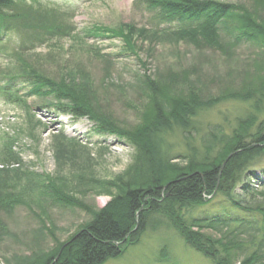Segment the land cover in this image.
<instances>
[{
  "label": "trees",
  "instance_id": "trees-1",
  "mask_svg": "<svg viewBox=\"0 0 264 264\" xmlns=\"http://www.w3.org/2000/svg\"><path fill=\"white\" fill-rule=\"evenodd\" d=\"M141 3L164 28L121 24L77 32L73 12L62 11L52 1L0 0V59L7 63L4 78L0 77L3 96L11 102L42 98L48 106L41 108L86 119L96 132L114 135L134 149L124 173L105 181L81 172L79 187L73 190L59 176L21 171L13 143L4 145L0 149V240L9 234L3 215L9 216L19 207L32 212L29 206L36 205L42 211L45 206L80 209L91 220L67 241L55 242V248L33 254L23 264H105L137 246L143 234L160 230L175 233L212 264H264V167L259 178L252 174L255 183L248 177L264 159V0H251L247 6L218 0H136V5ZM14 32L21 36L15 47L9 36ZM104 38H120L122 52L136 56L143 70L142 75H135L144 97L132 126H120L109 105L101 104L100 92L103 96L119 86L110 81L114 55L82 41ZM65 39L72 41L66 60L52 52L45 57L36 54L37 49L55 47ZM151 40L224 57L246 46L258 51L260 61L239 87L205 98L187 87L188 72L162 73L155 79L146 74V63L138 54L145 42L146 52L153 54ZM76 49L105 68L98 83L77 59ZM230 102L247 106L231 131L213 127L202 137L203 144L192 143L199 115ZM174 130L182 135L185 156L171 155L173 145L167 137ZM53 148L58 162L73 163L74 156L87 152L85 145L62 133L53 137ZM10 165L17 167L8 169ZM90 192L108 196L109 201L102 209L91 211L77 197ZM34 195L36 200H30ZM215 196L225 200L220 211L194 215ZM168 247H161L159 264H177L166 255Z\"/></svg>",
  "mask_w": 264,
  "mask_h": 264
},
{
  "label": "rangeland",
  "instance_id": "rangeland-1",
  "mask_svg": "<svg viewBox=\"0 0 264 264\" xmlns=\"http://www.w3.org/2000/svg\"><path fill=\"white\" fill-rule=\"evenodd\" d=\"M49 1L56 3L62 11L67 10L70 14L73 12L72 22L77 32L94 26L116 28L121 24H133L137 28L146 27V29L165 27L164 25L159 27L158 22L152 19V14L146 10L145 4L136 5V0ZM218 1L246 6L251 2V0ZM9 36L11 44L15 47L20 42L21 36L16 32ZM151 41H154L152 57L146 52L148 46L146 42L138 54L139 59L146 63V74L155 79L162 73L188 72L191 77L188 79L187 87L197 89L205 98L215 96L219 91L239 87L247 79L248 72L252 73L260 61L258 51L246 46L237 49L234 55L224 57L211 51L199 54L192 47L183 44L176 46L167 41ZM82 43L88 45L94 43L105 53L114 55L112 59L114 64L110 68L112 74L110 81L113 85L119 86L103 96L100 92L104 100L101 104L109 105L110 112L120 126L134 125L144 97L139 94V86L136 84L135 75L143 74L138 59L131 53L122 52L120 38L86 39ZM71 45L72 41L65 39L53 46L54 48L43 46L37 49L36 54L45 57L48 52H52L54 57L58 55L61 60H66L71 53H69ZM76 56L86 65L96 83L104 77L105 68L99 60L95 61L77 49ZM6 64V61L0 59L1 78H4L7 71ZM1 85L3 83L0 80V88ZM22 95L25 97V91H22ZM12 102L8 101L0 91V149L6 144L13 143L12 150L19 155L21 171L49 177L59 176L74 190L79 187L77 176L81 172L86 177L92 175L94 179L108 181L124 173L132 163L134 149L125 140L96 132L86 119H74L69 115H61L53 108H41L47 107L48 101L38 97ZM246 109V105L230 102L200 114L196 124L198 132L191 134L194 138L192 143L203 144L202 137L213 127H220L223 132L229 133L235 126L236 120L245 114ZM61 133L87 147V152L74 156L73 163L56 160L53 137ZM167 141L173 145L172 157L185 156V147L179 131L174 130L167 137ZM16 167L10 165L8 169H16ZM262 167H264V159L252 168L253 171L250 170L248 177H251L254 183L257 178L252 177V174L255 172L259 178ZM0 169H2L1 165ZM251 186L253 191L257 190L255 184ZM36 195L30 200H36ZM77 197L84 205L92 207L91 211L102 209L109 201L108 196L97 195L94 192ZM211 201L209 205L196 210L194 215L206 216L220 211L225 205V200L221 196H215ZM29 207L33 213L25 207H19L9 216L1 215L9 234L0 240V264H23L29 261L33 254L50 251L55 248V242L67 241L91 220L90 214L80 209L62 210L45 206L42 211L36 205ZM44 224L45 229H43ZM174 234L165 230L145 233L137 246L130 247L121 257L109 260L105 264H159L158 253L165 244L169 245L166 255L169 254L174 263L212 264L201 254L185 246Z\"/></svg>",
  "mask_w": 264,
  "mask_h": 264
},
{
  "label": "water",
  "instance_id": "water-1",
  "mask_svg": "<svg viewBox=\"0 0 264 264\" xmlns=\"http://www.w3.org/2000/svg\"><path fill=\"white\" fill-rule=\"evenodd\" d=\"M230 156H232V155H230Z\"/></svg>",
  "mask_w": 264,
  "mask_h": 264
}]
</instances>
